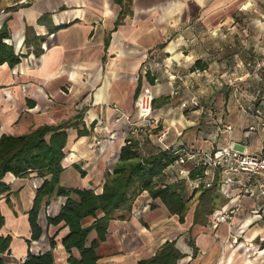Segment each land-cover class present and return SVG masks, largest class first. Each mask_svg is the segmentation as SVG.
Returning <instances> with one entry per match:
<instances>
[{"label": "crops", "instance_id": "crops-1", "mask_svg": "<svg viewBox=\"0 0 264 264\" xmlns=\"http://www.w3.org/2000/svg\"><path fill=\"white\" fill-rule=\"evenodd\" d=\"M131 8L132 15L118 24L122 6L117 0H0L4 42L21 57L14 67L0 65V137L57 126L81 114V128L89 133L67 129L60 184L101 193L125 138L136 139L115 119L136 115L141 84V92L155 100L156 123L146 127V144L210 152L232 143L259 153L264 130L248 128L258 122L255 108L264 111V100H252L256 87L264 90V80L255 72L264 63V0H132ZM192 95L198 97V107L191 104ZM185 101L188 106L182 107ZM164 131V142L158 144ZM45 178L36 172L22 177L8 172L3 178L10 186L0 195V237H11L3 254L7 264H21L29 251L48 250L52 237L57 264H71L62 244L68 228L47 221L67 197L54 195L44 202L42 236L31 239L28 212ZM254 205L246 200L233 226L248 245L226 243V225H194L192 232L200 229L193 236V255L188 226L145 191L131 212L116 213L110 221L97 249L98 263L140 264L164 242L176 240L185 254L178 264H264V242H254L257 237L264 241V224ZM95 236L92 232L90 240ZM73 253L79 256L77 250Z\"/></svg>", "mask_w": 264, "mask_h": 264}, {"label": "trees", "instance_id": "trees-1", "mask_svg": "<svg viewBox=\"0 0 264 264\" xmlns=\"http://www.w3.org/2000/svg\"><path fill=\"white\" fill-rule=\"evenodd\" d=\"M122 10L117 23H123L128 15H132V0H117ZM7 33L0 29V65L8 63L14 67L21 60L14 48L4 42ZM147 71L149 67L146 68ZM141 84L136 90V98L141 92ZM155 100L152 104L154 106ZM81 114L73 121L60 125H41L35 130L21 135L4 133L0 137V195L10 190L3 180L11 172L17 177L36 172L45 178L43 184L36 190L34 204L28 212L32 232V240H39L43 228L39 224V212L52 196H65L67 201L61 206L56 216H48L49 225L67 227L69 232L62 239V244L69 254L71 264H99L97 249L107 238L110 221L119 212H131L136 199L145 191L153 199L161 200L171 214L179 217L184 223L193 199L197 196V206L194 210L193 225H206L210 215L225 205L227 198L221 192L220 178L209 187L191 190L187 180L175 178L173 171L166 172L174 163L177 155L174 150L154 146L151 142L145 144L144 156L138 147V140L131 139L122 147L119 159L112 172H108L103 184V191L96 193L93 189L64 187L60 184L68 141V128L78 129L79 135L89 133L87 128H81ZM83 174V172H82ZM195 173L192 174L194 176ZM174 179V180H171ZM4 224V216L0 212V227ZM92 232L95 238L90 240ZM237 233V232H236ZM11 237H0V264H7L3 254L9 250ZM193 247V255L197 253L195 241L189 239ZM56 241L50 238V248L37 254L29 251L27 258L21 264H57L54 248ZM77 250L76 257L73 250ZM185 254L176 246V240L164 242L156 253L140 264H178Z\"/></svg>", "mask_w": 264, "mask_h": 264}, {"label": "built area", "instance_id": "built-area-1", "mask_svg": "<svg viewBox=\"0 0 264 264\" xmlns=\"http://www.w3.org/2000/svg\"><path fill=\"white\" fill-rule=\"evenodd\" d=\"M255 72L257 77L264 80V63H258ZM173 93L178 94L179 91L176 90ZM252 100L263 101L264 90L256 87L252 93ZM152 101V95L148 91H143L136 100V115L125 119L119 116L115 119L116 124L125 123L129 132L135 134L138 140L137 148L144 156L148 134L146 127H151L156 123ZM190 102L196 107L200 105L195 95H192ZM181 105L187 107L188 102H182ZM255 115L258 117V122L250 125L248 129L264 130V111L261 106L255 108ZM166 134L167 131H164L158 136V144H163ZM105 139L109 138L106 136ZM131 139L127 135L125 141L130 143ZM174 153L177 157L166 172L173 171L176 179L187 180L191 190L200 187L209 188L219 176L221 191L229 195V202L211 214L209 225L212 229H217L221 225L227 226L226 243L233 246L248 245L249 241L234 232L233 224L246 200H251L255 204L252 210L257 214L264 209V146L259 153L245 152L232 143L227 147L217 148L210 152L179 147L174 150ZM193 173H195L194 176H192ZM228 190H235V192L229 194ZM25 259L23 258L22 261Z\"/></svg>", "mask_w": 264, "mask_h": 264}, {"label": "rangeland", "instance_id": "rangeland-1", "mask_svg": "<svg viewBox=\"0 0 264 264\" xmlns=\"http://www.w3.org/2000/svg\"><path fill=\"white\" fill-rule=\"evenodd\" d=\"M252 148L251 147H249L248 148V150L250 151ZM247 150V151H248ZM222 192V194L227 198V201H226V203L225 204H227L228 203V200H229V198L227 197V194L224 192V191H221ZM199 194V193H198ZM198 194L196 195V199H193V201L191 202V206H190V209H189V211H188V214H187V217H186V220H185V227L186 226H188V231H189V233H190V235H189V238H191V239H193L194 241H195V238H193V236H195L196 234H197V230H198V228L200 229V227H197V229L195 230V231H193L192 232V228H193V216H194V210H195V207L197 206V196H198ZM251 211V210H250ZM248 212L247 211V213L249 214V216L250 217H252V215H254V213H251V212ZM260 214H261V221H262V223H260V221H259V223L260 224H264V209H262V210H260V212H259ZM240 216V215H239ZM236 220H238V219H236ZM191 223H192V225H191ZM234 224H235V221H234ZM234 224H233V226H234ZM255 224H258V222L256 221V222H253L252 223V225H251V227L253 226V225H255ZM198 225V224H197ZM196 225V226H197ZM2 227V226H1ZM44 227H45V225H44ZM260 238L261 237H257V238H255V240H254V242H258V243H262V242H264V241H261L260 240ZM188 243H189V239H188ZM194 251V250H193ZM21 262H24V261H21Z\"/></svg>", "mask_w": 264, "mask_h": 264}]
</instances>
